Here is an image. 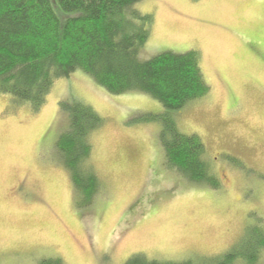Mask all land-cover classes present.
I'll use <instances>...</instances> for the list:
<instances>
[{"label":"rangeland","instance_id":"rangeland-1","mask_svg":"<svg viewBox=\"0 0 264 264\" xmlns=\"http://www.w3.org/2000/svg\"><path fill=\"white\" fill-rule=\"evenodd\" d=\"M133 9L152 18L140 60L199 54L209 93L173 117L201 139L220 187L164 166L160 122L140 120L164 110L145 94L112 95L79 70L55 80L38 111L0 94V264L197 261L229 251L249 227L264 229V0H143ZM72 99L104 120L89 139L101 188L86 209L75 206L55 150L68 126L59 103Z\"/></svg>","mask_w":264,"mask_h":264},{"label":"trees","instance_id":"trees-1","mask_svg":"<svg viewBox=\"0 0 264 264\" xmlns=\"http://www.w3.org/2000/svg\"><path fill=\"white\" fill-rule=\"evenodd\" d=\"M141 1L0 0V94L38 111L55 80L78 70L112 95L145 94L164 110L140 117L161 124L158 140L164 166L189 183L218 189L219 180L205 159L201 139L181 133L173 117L209 93L199 54L165 51L140 60L152 24L151 16L133 9ZM59 109L68 126L57 138L55 150L69 174L75 206L86 209L101 188L87 164L92 150L89 139L104 120L77 99L61 101ZM262 250L264 229L254 226L216 257L160 263L137 254L125 264H256ZM39 264L63 263L53 258Z\"/></svg>","mask_w":264,"mask_h":264}]
</instances>
